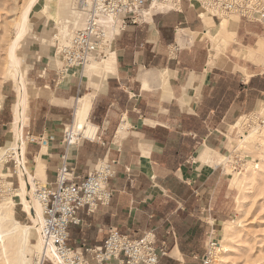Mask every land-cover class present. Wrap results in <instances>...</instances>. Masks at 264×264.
<instances>
[{
    "label": "crops",
    "instance_id": "obj_1",
    "mask_svg": "<svg viewBox=\"0 0 264 264\" xmlns=\"http://www.w3.org/2000/svg\"><path fill=\"white\" fill-rule=\"evenodd\" d=\"M152 1L161 5L150 3L142 18L127 23L112 41L109 58L79 71H59L45 35L47 24H34L41 42L29 45L25 61L22 52L19 56L26 87L20 92L13 77L2 86L0 147L11 153H4L1 169L10 174L9 188L19 187L22 178L31 189V179L35 186H53L64 160L83 176L100 159H115L116 174L108 181L110 203L90 213L78 209L82 222L70 224L68 244L83 250L101 246L110 227L133 237L154 230L168 248L161 264H192L205 253L218 220L214 209L222 169L221 163L208 160L213 162L228 144L224 124L230 125L242 110L239 94L247 98L252 89L264 93V70L245 79L234 96L222 91L219 58L212 63L210 54L196 55L208 29L194 5L178 0L174 7L156 10L174 1ZM238 20H229L223 31L222 19L210 28V37L214 42L235 39ZM260 41L241 46L259 50ZM257 81L258 86L252 85ZM83 99L89 108L76 130L74 118ZM68 125L86 137L67 147L63 135ZM211 179L218 184H209ZM16 204L23 210L18 217L31 219L23 204Z\"/></svg>",
    "mask_w": 264,
    "mask_h": 264
},
{
    "label": "rangeland",
    "instance_id": "obj_2",
    "mask_svg": "<svg viewBox=\"0 0 264 264\" xmlns=\"http://www.w3.org/2000/svg\"><path fill=\"white\" fill-rule=\"evenodd\" d=\"M54 1L50 0L47 5H36L31 10L29 14V29L32 25L31 30L29 31L28 29L29 32L27 31L28 33L26 32L25 36L19 40L16 48L18 56L22 52L24 61L28 54L29 45L33 41H40V38L36 37V34L40 36L39 29L37 30V27H35L33 30L34 24L36 25L38 20L47 24L48 33L45 35L48 34L49 39L52 41V43L49 42V45H53L54 53H56L59 43L68 41L74 31L83 26L84 16L77 7L76 3L78 0ZM26 2L27 0H0V94H3V83L12 77L8 65L7 51L10 41L15 37L16 22ZM172 2L171 5L156 10L174 7L178 0H172ZM152 4L153 6L161 5L160 2L155 1H152ZM149 5H147L146 9ZM192 5L197 9L199 15L203 17L202 19L205 20L208 29V32L203 34L202 39L199 40L200 46L196 55L202 58L205 53L207 55L210 54L212 63L213 59L219 58L218 65L224 67L222 69L224 73H221L223 79L220 80L219 86L222 91L227 90L234 96L244 86L245 79H248L252 73L264 70V59H262L264 57V25L257 21H247L238 12L214 15L211 10L200 6L198 2L192 3ZM237 17L239 18L238 23H240L239 36L235 39H228L227 42H221V39L214 42L209 35L210 28H216V25L223 19L221 28L224 31L228 21H232ZM190 34L195 35V37L198 35L197 33ZM42 39L43 41L46 40ZM257 40H261L259 42V50L252 47L247 49V47L241 46L253 45ZM238 48L239 50L236 52ZM214 51H216V55H214ZM190 53H187L188 57H191ZM54 55L57 65L59 67L62 66L61 57ZM94 65L98 67L99 64ZM80 69L79 66H73L67 70L79 71ZM257 77H260V75ZM259 83L257 81L254 84L252 83V85L258 86L257 84ZM243 93L239 94L238 100L240 105L244 103L242 110L233 116L231 121H229L230 125L224 124V133L226 135L224 134L223 136L228 141L227 146L224 145L221 148V154L215 159L213 158V162L208 160L214 165L221 163L220 192L217 195L218 201L214 209L218 220L215 225L216 232L214 233L219 242L225 238L218 244V253L212 264H264V104L262 109L258 107L260 100L264 102V93L258 89L248 90L247 98H244ZM68 126L70 127V125ZM250 131L258 136L259 139L250 135L248 140L243 141L245 134ZM4 153H11V151L6 152L4 147H0V172L1 161L6 155ZM3 182V189L0 192V203L5 201L4 193L9 188ZM209 184L214 185L218 184V182L215 179H211ZM16 202L18 201H15L14 204L18 211L17 219H20L18 216H21L23 211L21 209L22 205L16 204ZM10 209L12 211V206ZM20 220L24 224H33L31 219H28V221L26 219ZM227 220H233V222H229L232 223L229 234L224 229V222ZM37 236L38 230L33 227L28 250V255L32 261L36 260L38 257L37 252L40 249ZM219 259L221 261H218ZM0 264H5L1 256Z\"/></svg>",
    "mask_w": 264,
    "mask_h": 264
},
{
    "label": "built area",
    "instance_id": "obj_3",
    "mask_svg": "<svg viewBox=\"0 0 264 264\" xmlns=\"http://www.w3.org/2000/svg\"><path fill=\"white\" fill-rule=\"evenodd\" d=\"M152 0H79L77 7L83 13V26L76 29L68 41L59 43L56 55L61 57L60 72L69 67L84 68L91 58L102 59L112 41L128 22L136 23ZM211 10L214 15L238 12L247 21L264 25V0H189ZM177 48V47H175ZM86 137L71 127L64 130L63 141L68 147ZM116 160L103 158L81 176L65 160L58 167L55 183L49 186L36 183L35 195L43 208L40 234L43 238L42 264H161L168 253L165 241L158 242L154 230L139 237L108 229L103 245L82 249L68 244L69 226L80 224L78 209L93 212L110 203L108 181L116 174ZM15 160V164H16ZM0 174V192L9 173ZM80 178V181L77 179ZM219 239L213 231L208 235L205 253L192 264H212L218 253ZM50 250L52 257L47 255Z\"/></svg>",
    "mask_w": 264,
    "mask_h": 264
},
{
    "label": "bare ground",
    "instance_id": "obj_4",
    "mask_svg": "<svg viewBox=\"0 0 264 264\" xmlns=\"http://www.w3.org/2000/svg\"><path fill=\"white\" fill-rule=\"evenodd\" d=\"M54 1V0H53ZM79 1V0H78ZM48 2L50 3V0H27V2L24 4L21 12L20 17L18 21L16 22V34L15 37L10 41V44L8 46L7 51V59H8V65L10 73L14 79L19 83V91L21 92L26 85H24L23 81V73L21 71L20 66V58L17 55V46L19 40L25 36L26 32L29 29V14L33 7L36 5L42 4L47 5ZM55 2V1H54ZM157 2V1H156ZM56 3V2H55ZM152 3V1H151ZM77 4V3H76ZM113 44H110L107 51L106 56L103 57L101 60H105L109 58L111 53V48ZM92 61H99L96 58H91L86 66L92 62ZM85 66V67H86ZM83 69V68H81ZM95 70V68H93ZM16 82V84H17ZM18 86V85H16ZM18 88V87H17ZM26 89V88H25ZM24 90V89H23ZM18 91V92H19ZM25 92V91H23ZM22 94V93H21ZM3 97V96H2ZM0 94V105L1 100L3 99ZM22 98V97H21ZM21 103V102H20ZM264 102L263 100H260L258 102V107L262 109ZM88 102L87 99H83L79 103V107L76 111L75 118H74V124L75 129L78 130L83 126L84 120L87 115L88 111ZM75 130V131H76ZM253 134V135H252ZM251 135V137H256V139H259L258 136H256L252 131L245 134V139L243 141L248 140V137ZM17 137V136H15ZM21 144V143H20ZM14 146V154L19 158L18 151ZM3 160V159H2ZM2 171L0 172V174ZM31 178V177H30ZM27 182L21 178L20 186L16 188H8L7 192H5V201L0 203V256L3 257L5 264H42V260L44 257V247H43V238L40 234L41 226H42V206L39 201V199L35 195V189L36 186L34 185L33 180L31 179V189L28 188ZM5 186H7V183L5 181ZM8 187V186H7ZM3 189V188H2ZM17 200L20 201V203L23 204L25 211H27L33 221V224H24L18 221L13 216V212L11 211V206H13V202ZM35 209V215L32 212V209ZM233 222V220H227L224 222L225 224V231L229 234L231 231L230 225ZM33 227H36L38 230V246H39V252L38 259L36 258L35 261H32L31 258L28 255L29 250V243H30V237H31V229ZM225 238L222 239V241ZM220 241V242H222ZM219 242V244H220ZM36 245V244H35ZM221 246V245H219ZM47 255L52 257V254L50 250H47ZM218 257V256H217ZM222 258V257H221ZM218 261H221L220 259ZM59 264V263H57Z\"/></svg>",
    "mask_w": 264,
    "mask_h": 264
}]
</instances>
